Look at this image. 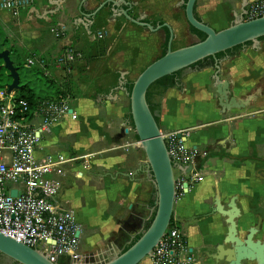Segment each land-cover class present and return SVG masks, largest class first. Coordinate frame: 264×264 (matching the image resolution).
<instances>
[{"label": "crops", "instance_id": "0c3cea01", "mask_svg": "<svg viewBox=\"0 0 264 264\" xmlns=\"http://www.w3.org/2000/svg\"><path fill=\"white\" fill-rule=\"evenodd\" d=\"M109 1L38 0L15 17L1 9L0 0V26L15 49L13 63L25 65L32 55L55 57L68 46L84 54L69 71L48 69L51 79L69 85L77 118L56 125L39 153L91 156L76 176L62 179L63 194L56 198L80 226L75 256H61L59 262L93 264L94 255L106 259L123 252L153 219L156 184L133 128L127 86L163 56L169 31L173 50L200 41L186 18L188 0H112L116 9L108 3L94 16ZM253 1L198 0L195 15L221 31ZM124 10L134 20L163 28L151 32L127 19ZM60 26L65 35L56 38L52 30ZM215 73L214 68L189 69L181 88L155 101L161 105L156 114L161 132H180L199 159L200 182L178 195L174 206V221L198 264H214L210 257L228 235L227 218L214 211L216 204L226 210L236 198L239 237L255 226L260 228L255 240L264 236V39L258 48L245 46L221 63V80L229 82L231 96L249 102L245 108L223 113ZM140 264H152L151 258Z\"/></svg>", "mask_w": 264, "mask_h": 264}, {"label": "built area", "instance_id": "2783aa9c", "mask_svg": "<svg viewBox=\"0 0 264 264\" xmlns=\"http://www.w3.org/2000/svg\"><path fill=\"white\" fill-rule=\"evenodd\" d=\"M37 1L1 0V9L17 17ZM246 10L245 20L264 16V0L251 2ZM52 33L62 38L65 27L54 28ZM98 37L102 38L103 34L99 33ZM83 59L81 51L68 46L51 58L32 55L26 59L25 66L45 70L48 75L50 67L69 71ZM16 93L0 91V233L58 263L61 256L75 255L80 226L73 212L59 208L56 197L62 179L69 174L76 176V169L91 156L39 153L56 125L68 117L77 118L72 95L67 92L58 99L44 101L33 111L30 103ZM163 137L173 163L192 168L187 174L174 169V174L178 172L175 174L178 196L200 182L199 159L185 147L180 132ZM150 258L152 264H198L185 232L178 225H170Z\"/></svg>", "mask_w": 264, "mask_h": 264}, {"label": "water", "instance_id": "95a60500", "mask_svg": "<svg viewBox=\"0 0 264 264\" xmlns=\"http://www.w3.org/2000/svg\"><path fill=\"white\" fill-rule=\"evenodd\" d=\"M198 0H188L186 3V18L191 27L206 35L204 41L173 50V33L168 44L167 53L150 64L134 81L130 98V110L133 128L139 138L140 147L145 153L149 170L154 178L157 190V209L155 217L149 228L140 239L126 252L110 258L104 264H140L145 258L151 256L155 247L159 244L174 218V206L177 197L174 169L183 173H190L192 168L177 166L173 163L168 148L156 120L147 102V93L150 87L157 81L176 74L185 72L193 65L207 59L216 58L217 55L230 51L236 47L251 43L256 49L264 38V16L245 20L247 10L238 16L233 24L224 30L216 31L208 24L197 19L195 6ZM111 3L118 7L116 1H109L101 5L94 16L102 10L106 4ZM123 15L134 24L157 32L163 26L154 27L152 24L143 22V19L134 20L127 11ZM0 60L4 63L0 69L7 68L13 78L8 92L20 89V76L17 68L10 58V52L5 50L0 53ZM223 59H216L214 80L219 106L223 113L232 109H243L249 102L237 100L231 96L229 82H223L220 78L221 63ZM15 194V193H14ZM63 194V189L57 197ZM56 197V198H57ZM237 199L230 201L227 209L216 204L215 212L227 218L229 231L223 246L216 247L215 254L211 255L214 264H243V262H257L264 264V236L261 240H255L260 232L259 226L249 228L244 239L239 237L236 220L240 216V210L236 205ZM229 248H226V246ZM0 255L17 264H59L51 262L48 257L38 250L28 247L16 240L0 233Z\"/></svg>", "mask_w": 264, "mask_h": 264}, {"label": "trees", "instance_id": "16d2710c", "mask_svg": "<svg viewBox=\"0 0 264 264\" xmlns=\"http://www.w3.org/2000/svg\"><path fill=\"white\" fill-rule=\"evenodd\" d=\"M191 29L196 35H198V37L200 38V41H204L206 39V35L197 31L193 27H191ZM170 37L171 36H170V31H169V37L167 39V42L164 48L163 56L168 51V44H169ZM249 45H251V43H248L244 46L236 47L225 53H221L217 55L216 58H207L193 65L190 68V70L191 71H202L207 68H214L216 59L221 60L225 58L226 56L234 57L238 55V53L242 50L243 47L249 46ZM5 50L10 52L11 57L12 55L15 54L14 47L11 45L9 38L6 36L2 27L0 26V53H2ZM11 59H13V57ZM3 63L4 62L0 60V66H2ZM14 66L17 68L19 76H20V89L17 91L16 94L17 96L23 99H26L30 103L31 109L33 111L37 110L42 102L49 101V100H55V99H58L60 96L65 95L69 89V85L60 84L54 81L53 79H51L50 76L46 74L45 70L37 69V68L30 69V68H27L25 65H19L16 62L14 63ZM182 74H183V71L167 76L157 81L155 84H153L150 87L147 93V102L149 104L151 111L155 114V116H156V112L160 110V106H161L160 103L155 102L157 100V97H160V98L163 97V95L171 88H174V87L181 88L182 87ZM12 82H13V78L11 76L10 71L5 67L1 68L0 69V91H7L9 85L12 84ZM133 85H134V82L128 84L127 86V91L129 94H131L132 92ZM39 86L41 87V89H39ZM156 120L158 122L157 117H156ZM156 209H157V206H156ZM153 219L151 220V222L153 221ZM151 222L146 227L144 232L147 231ZM171 225H178V223L173 220ZM143 233L139 235L138 237H136L132 241V243L123 251V253L126 252L132 245H134L140 239Z\"/></svg>", "mask_w": 264, "mask_h": 264}, {"label": "rangeland", "instance_id": "374dc122", "mask_svg": "<svg viewBox=\"0 0 264 264\" xmlns=\"http://www.w3.org/2000/svg\"><path fill=\"white\" fill-rule=\"evenodd\" d=\"M39 89H41V87L39 86ZM73 104H74V100H73ZM74 107V106H73ZM156 114H157V112H156ZM175 174H178V172L177 171H175ZM128 247V246H127ZM126 247V248H127ZM125 248V249H126ZM124 249V250H125ZM123 250V251H124ZM122 252V250L120 251V250H118L117 251V253H114V254H112V255H110L108 258L110 259V258H113V257H115V256H117V255H119L120 253ZM75 256V255H74ZM108 258L106 257V259H103L102 257H100V254L99 255H94V257H93V264H104L105 262H107V260H108ZM59 264H80V263H75L72 259H68V260H64V261H61L60 260V262H58ZM0 264H17V263H15V262H13L12 260H10V259H8V258H6V257H4V256H1L0 255Z\"/></svg>", "mask_w": 264, "mask_h": 264}]
</instances>
